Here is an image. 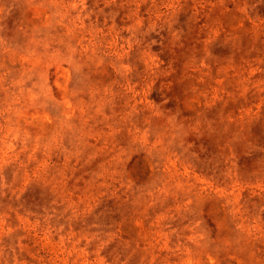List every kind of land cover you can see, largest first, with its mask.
I'll use <instances>...</instances> for the list:
<instances>
[{
	"label": "rangeland",
	"instance_id": "374dc122",
	"mask_svg": "<svg viewBox=\"0 0 264 264\" xmlns=\"http://www.w3.org/2000/svg\"><path fill=\"white\" fill-rule=\"evenodd\" d=\"M0 264H264V0H0Z\"/></svg>",
	"mask_w": 264,
	"mask_h": 264
}]
</instances>
